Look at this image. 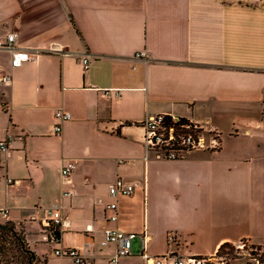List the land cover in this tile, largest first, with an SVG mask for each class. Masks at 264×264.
I'll return each mask as SVG.
<instances>
[{
	"label": "crops",
	"instance_id": "1",
	"mask_svg": "<svg viewBox=\"0 0 264 264\" xmlns=\"http://www.w3.org/2000/svg\"><path fill=\"white\" fill-rule=\"evenodd\" d=\"M12 32L30 55L16 68L1 48ZM58 111L71 115L60 134ZM159 114L216 130L220 148L180 160L147 154L142 124ZM4 141L0 223L22 229L45 264H74L55 256L65 248L112 264L109 227L133 235L116 264L263 243L264 0H0ZM67 162L75 167L64 179ZM118 179L132 196H110ZM49 209L62 218L54 243Z\"/></svg>",
	"mask_w": 264,
	"mask_h": 264
},
{
	"label": "built area",
	"instance_id": "2",
	"mask_svg": "<svg viewBox=\"0 0 264 264\" xmlns=\"http://www.w3.org/2000/svg\"><path fill=\"white\" fill-rule=\"evenodd\" d=\"M19 38L17 32L10 33L6 38V44L1 46L14 54L12 66L14 68L21 66L24 62L30 60V55L17 50L16 42ZM137 59L146 58L144 52L137 53ZM85 69H88V60L83 61ZM4 83L9 82L8 77H4ZM56 119L60 124L54 127V132L60 134L62 132V123L71 119V115L67 112H56ZM145 135L143 143L147 154H154L158 159L165 160H180L188 155L197 152L209 150H218L220 148V135L216 130L207 131L203 125L197 122L187 120L182 124L181 119L173 116L159 114L148 117L142 124ZM206 133L209 137L206 136ZM8 150L7 142L0 143V152ZM75 164L67 162L62 168V177L68 178L74 170ZM135 188L133 185L126 183L122 179H118L110 186V196L118 200L122 197H130L134 194ZM107 211L110 213L108 221L114 225L118 222V204L111 203L107 206ZM3 217L8 220V210H5ZM51 228L50 241L52 243L58 241L57 230L62 226V218L60 212L55 209H49L46 212ZM133 235L127 234L115 227H109L105 230V239L103 245L115 244L117 246L116 256L111 263L116 264L119 258L128 257L131 255ZM172 241V237L169 239ZM90 246L89 242L84 243V248ZM55 256L69 258L74 264H88L85 256L79 250L73 248L57 249L54 252ZM187 256L180 257L174 254H166L163 256H149L144 253L145 264H225L219 263L217 256Z\"/></svg>",
	"mask_w": 264,
	"mask_h": 264
},
{
	"label": "rangeland",
	"instance_id": "3",
	"mask_svg": "<svg viewBox=\"0 0 264 264\" xmlns=\"http://www.w3.org/2000/svg\"><path fill=\"white\" fill-rule=\"evenodd\" d=\"M206 136L209 137L207 133ZM208 152H213V150H209ZM6 223L0 224L4 225ZM16 232L24 239L22 236L24 235L22 229L18 228ZM0 250L2 251L0 254V264H26L24 255L20 253L19 246L16 244L12 234L7 232L2 233L1 230ZM217 256L219 258V263L264 264V242L261 244H253L248 241H242L237 244H232L231 247H227Z\"/></svg>",
	"mask_w": 264,
	"mask_h": 264
},
{
	"label": "trees",
	"instance_id": "4",
	"mask_svg": "<svg viewBox=\"0 0 264 264\" xmlns=\"http://www.w3.org/2000/svg\"><path fill=\"white\" fill-rule=\"evenodd\" d=\"M187 120L186 119H181V123L184 124L186 123ZM16 229H18L14 224L8 222L4 225L0 224V230L2 231V233L7 232L12 234V237L14 238L16 244L19 246V250L21 251L20 253L24 255V260L26 262V264H45V262H41L37 255L30 250L29 245L27 244L26 238L24 235H22L24 237L21 238V236H19L16 232ZM232 244H225L221 247L220 251L218 252V254H220L224 249H226L227 247H231ZM1 250H0V254H1Z\"/></svg>",
	"mask_w": 264,
	"mask_h": 264
}]
</instances>
